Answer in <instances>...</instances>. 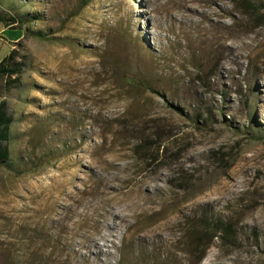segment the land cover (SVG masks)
<instances>
[{"label":"rangeland","instance_id":"obj_1","mask_svg":"<svg viewBox=\"0 0 264 264\" xmlns=\"http://www.w3.org/2000/svg\"><path fill=\"white\" fill-rule=\"evenodd\" d=\"M83 1L0 0L5 16L38 15L30 28L48 37L12 25L0 42V58L12 49L24 63L0 80L11 165L53 157L18 177L0 170V264H264V18L244 0H188L208 13L189 26L180 1ZM203 113L196 128L188 118ZM100 191L123 208L81 216ZM68 195L83 199L64 233L48 214ZM108 209L129 218L102 241ZM218 220L233 238L209 245L201 227ZM82 236L99 242L97 260Z\"/></svg>","mask_w":264,"mask_h":264},{"label":"trees","instance_id":"obj_2","mask_svg":"<svg viewBox=\"0 0 264 264\" xmlns=\"http://www.w3.org/2000/svg\"><path fill=\"white\" fill-rule=\"evenodd\" d=\"M90 2V0L83 1L82 8L87 6V4ZM243 8L247 10H252L255 15H257V22L258 24H262V18L263 15H258V13L262 10H264L263 3L258 2L259 5H256L254 3H249L247 0H244ZM262 6V7H261ZM40 20V17L38 15H25V16H5L2 12H0V29L1 28H8L12 25H15L17 27H23L24 36L26 37H32L37 38L38 40L45 41L48 37L45 33H42L41 31L32 30L30 28L31 23L37 22ZM18 54L15 50H10L6 56L2 58L0 61V80L3 78H7L11 80L13 76H18L22 69L24 68V63L17 61ZM128 84L131 86H140L147 91L154 93L152 86L149 85L147 82L142 83L134 78H130L128 80ZM155 94V93H154ZM169 108H171L174 112H176L180 116H184L183 112L180 108L175 107L173 105H169ZM209 112V111H208ZM202 116L207 117L206 113H203L202 115H197L195 119L188 118L191 123L198 128L200 125H202L205 121L200 120ZM13 124V118L8 113V109L5 102L0 103V170H4L8 172L9 174L13 176H22L25 174H29L33 170H39L43 168L45 165H48L50 161L53 159V157H43L40 158L32 167L28 166L22 167V168H14L11 165L10 160V148H9V142H10V130L11 126ZM229 128H232L230 125H225ZM236 132H239L237 128H235ZM201 230L205 232H209L210 237L208 238V244L210 245L212 241L219 236H226L229 239H232V228L228 224H224L222 221H214L209 222L204 225V227H201ZM203 235H198L197 241L202 239Z\"/></svg>","mask_w":264,"mask_h":264},{"label":"bare ground","instance_id":"obj_3","mask_svg":"<svg viewBox=\"0 0 264 264\" xmlns=\"http://www.w3.org/2000/svg\"><path fill=\"white\" fill-rule=\"evenodd\" d=\"M181 3V12H182V16H183V20H184V24H186L187 26H189L190 22L192 21L193 18H195V16L199 17L200 19H208V13L207 12H198L196 9H194L191 6L190 1L188 0H167V2L169 3V5H172L176 2ZM217 8L218 6L215 5ZM180 12V11H179ZM102 166V164H101ZM92 167V166H91ZM94 169V168H93ZM103 169H109L111 171H119L117 168L113 167V165H109V163L107 164V162L103 161ZM107 178H112L113 179V175H107ZM106 179V178H104ZM99 180V179H98ZM106 181V180H105ZM94 186V185H93ZM94 188V187H93ZM96 188V187H95ZM110 190L114 191L113 188H111L109 186ZM122 188V187H121ZM104 189V188H103ZM107 191V190H106ZM120 191V190H118ZM91 192V191H89ZM83 197L80 196V198L75 199L73 196L68 195V197L62 202V204H60L59 207L57 208H52L50 210V213L48 214V221L51 222L52 224H54L55 226L60 227V229L62 230V232H66L68 229H70L71 227H69L67 224H65L66 221H68L75 213L76 211V206L82 201ZM115 197L111 198L109 197V193L105 192V191H100V195H99V200L98 203L96 205V207L94 206V208H92V205L89 206V208H85L84 211L82 212L81 216L84 217H88L89 215H87L88 210H92V213H95V211L102 209L99 204H102V206H106V208L111 207V204L114 203L115 206H124V202L123 201H114ZM122 207V206H121ZM129 206H125V211L126 213L129 211ZM118 208V207H116ZM123 208V207H122ZM115 209V207H114ZM120 209V208H119ZM118 211V209H116ZM122 211V212H125ZM120 212V211H119ZM130 213V212H129ZM128 213V215H129ZM122 214V213H121ZM120 213H112L111 209L108 210H102V214L101 217H103L104 219H110V223L107 224L108 226V235H101L100 236V240L104 241L107 240L106 236L108 237H113L114 234H118V230L119 227H121L122 225L124 226L127 223L128 220V216L126 214L121 215ZM133 215V213H132ZM108 221V220H107ZM101 223V222H100ZM99 224V223H98ZM54 226V227H55ZM81 226H83L82 223L79 222V224L75 227L76 229H79ZM97 226V225H96ZM122 226V227H123ZM64 230V231H63ZM59 231V230H58ZM123 232L124 229L122 230ZM57 232V231H56ZM87 232V231H86ZM105 232V233H106ZM59 233V232H58ZM82 233V232H81ZM84 233V232H83ZM104 233V231H103ZM121 233V232H120ZM62 234V233H61ZM80 235V234H79ZM90 235V234H89ZM121 235V234H119ZM59 236V235H58ZM61 238V237H60ZM78 238V237H77ZM80 238V237H79ZM116 238V237H115ZM90 237L89 236H82L80 238V243H79V248L80 250L84 249L85 250V254L84 257L86 259H89L90 257H93V259L97 260L98 256L101 255L102 253V247L97 244L99 242L96 241H92L89 242ZM95 239V238H94ZM91 241V240H90ZM113 241V240H112ZM147 241L146 236L144 235H140L138 236V242L140 245H144ZM88 243H92L91 245H93V249L95 250V252L91 251V248L89 247ZM105 244V243H104ZM107 244V243H106ZM78 248V249H79ZM104 248V247H103ZM77 249V250H78ZM93 250V251H94ZM105 250V249H104ZM80 252V251H79ZM78 252V253H79ZM83 252V251H81ZM110 252V251H109ZM80 254V253H79ZM107 254V253H106ZM109 257H111V253H109L108 255ZM83 257V256H82ZM113 258V257H112ZM84 259V258H83ZM110 260V259H109ZM112 260V259H111ZM85 261V260H84ZM86 263V262H85ZM89 263V262H88ZM101 264V263H100ZM107 264V263H106Z\"/></svg>","mask_w":264,"mask_h":264},{"label":"crops","instance_id":"obj_4","mask_svg":"<svg viewBox=\"0 0 264 264\" xmlns=\"http://www.w3.org/2000/svg\"><path fill=\"white\" fill-rule=\"evenodd\" d=\"M5 38V29L4 28H1L0 29V42H2L4 44V41L3 39ZM4 56H2L3 58ZM2 58H0V61L2 60Z\"/></svg>","mask_w":264,"mask_h":264}]
</instances>
